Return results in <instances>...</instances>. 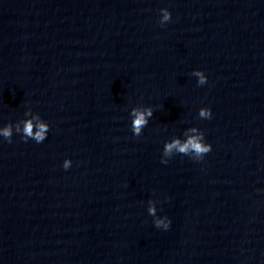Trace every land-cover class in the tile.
I'll return each mask as SVG.
<instances>
[{"label": "clouds", "instance_id": "9594fccd", "mask_svg": "<svg viewBox=\"0 0 264 264\" xmlns=\"http://www.w3.org/2000/svg\"><path fill=\"white\" fill-rule=\"evenodd\" d=\"M160 11L162 13V16L159 23L163 26L166 22L170 21L171 13L166 8L161 9ZM193 74L199 77V85L202 86L207 83V77L203 71H196ZM130 114L133 117L131 121V128L133 134L139 136L141 134L142 129L147 126L149 118L153 115L152 109L147 108L140 110L134 108L131 110ZM211 115V109L209 108H201L199 110V117L201 118L211 119ZM33 127V121L31 119L24 122V127L22 129V139L25 142L28 140V138L34 139L37 143L43 142L46 139V133L49 130V126L45 123H38V130L36 132L33 131ZM17 131H20V129L17 128ZM192 131H195V129H192ZM0 135H2L5 140L11 143L12 125L9 124L3 129H0ZM173 150L183 155H188V153L193 152L195 153V159L199 160L202 159L205 154L211 151V145L204 142V133H201L198 136H190L186 140V142L183 143L179 139H174L171 142L166 143L163 149L164 156H170ZM161 162L167 164L168 160L162 159ZM63 167L65 170H67L70 167V161L66 159L63 163ZM149 213L154 215L155 208L150 207ZM162 223L164 224V228L166 230L169 228L171 221L168 220L167 223H164V221L157 220L155 222V226L159 228Z\"/></svg>", "mask_w": 264, "mask_h": 264}]
</instances>
